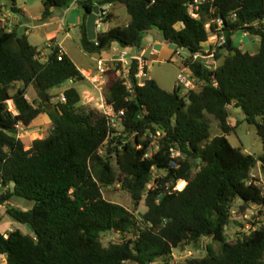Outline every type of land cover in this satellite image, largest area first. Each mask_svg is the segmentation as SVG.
I'll return each mask as SVG.
<instances>
[{"label": "trees", "instance_id": "trees-1", "mask_svg": "<svg viewBox=\"0 0 264 264\" xmlns=\"http://www.w3.org/2000/svg\"><path fill=\"white\" fill-rule=\"evenodd\" d=\"M10 1L11 8L0 3V18L8 8L25 16L17 0ZM74 1L43 0V21L68 10ZM194 1L85 0L78 4L83 11L80 44L89 57L100 56L114 45L141 52L155 28L175 52L184 47L190 53L202 50L215 31V26L207 28L208 22L223 18L231 32L219 50L221 64L216 72L200 63L190 65L203 83L198 91L186 95L179 89L165 91L153 79L139 85L136 60L132 92L115 72L109 73L107 102L116 112L125 111L126 144L122 136L109 140L108 117L81 103L75 85L86 78L68 55L52 47L46 61H40L42 51L26 35L19 37V27L8 31L0 20V207L32 229L28 234L12 231L8 239L0 232V258H6V264H174L175 251L199 245L205 238L221 244V250L209 246L206 257L183 264H264V225L250 234L238 233L233 240L227 238L228 227L237 222L232 214L238 201V214L264 204L262 189L249 185L257 169L264 178V154L251 156L228 141L240 124H230L231 110L237 109L264 142V0H209L200 20L188 15ZM108 5L124 6L131 21L99 32L97 41L91 42L88 16L96 6ZM232 13L235 22L229 20ZM112 18L109 14L107 22ZM240 31L259 39L257 54L235 47L232 38ZM69 82H73L70 89L54 92ZM30 87L39 97L47 93L49 102L29 101ZM63 93L66 103L53 104ZM9 101L17 116L9 111ZM44 115L52 121V132L27 150L17 138V126L29 129ZM208 116L220 125L221 135L215 138ZM150 131L166 136L160 140V151L145 158L150 140L144 135ZM106 146V153H100ZM173 148L183 154L179 170L170 167ZM114 161L121 171L122 188L136 205L144 200L147 210L141 218L104 197V189L119 182ZM154 170L167 174L160 175L155 189L149 190ZM13 199L34 206L25 211L10 205ZM108 233L120 234L122 242L104 246L102 235Z\"/></svg>", "mask_w": 264, "mask_h": 264}, {"label": "rangeland", "instance_id": "rangeland-1", "mask_svg": "<svg viewBox=\"0 0 264 264\" xmlns=\"http://www.w3.org/2000/svg\"><path fill=\"white\" fill-rule=\"evenodd\" d=\"M10 0H0V3L4 6H8ZM43 0H24V9L26 10V15L21 16L19 14L13 13L10 11L11 16L14 20H18L21 23H24L25 19H28L31 21V23L28 24V28L32 31L30 36V42L33 46H36L39 48V50L42 51L44 55H41L40 61L45 62L47 59L48 54L50 53V49H48V34L57 32L58 28L61 27L63 30L58 33L59 40H63L66 36V32L71 33V39L67 41V47L70 48V53L74 57L75 61L78 64H84L88 63L91 64L93 61L91 60L88 55L84 53L82 50L80 39H79V31L78 27L82 23L83 18V11L78 7V5L71 6L68 10H59L57 11L53 17L47 21H43ZM121 10H123V15L121 19L118 22H107L104 24L103 29L100 30L104 31L113 25H121L126 26V18H129L125 7H120ZM49 23V26H46V24ZM13 29V26L11 25L8 29ZM99 32V31H98ZM152 34H158L161 41H163V37L161 34V31L159 29H153L151 31ZM233 42L236 48H239L243 51L248 52H255L257 53L259 51V46L256 44H253L252 41L248 37H244V33L242 31L238 32L233 36ZM174 48V47H172ZM100 58V56H95L94 59L97 60ZM94 64V62L92 63ZM180 72V61L178 59H172L170 61H167L165 63H152L151 64V75L153 79L158 83V85L165 91H173L175 88L176 80L178 79V74ZM70 86V83H66L64 86H61L60 88L56 89L54 92L64 91L66 88ZM76 88L79 90V92L82 94V104L86 105V107L90 106L89 108L93 107L94 104H88L90 98L87 91H91L85 87L83 83H79L75 85ZM18 85L15 87L17 88ZM15 90H13L14 92ZM186 95V93H184ZM31 101V97H29ZM36 99H39L38 94H36ZM53 104L59 103V98H55L52 101ZM9 105V103H8ZM14 106V104L12 103ZM10 107V105H9ZM208 120L211 123L212 130L211 134L212 137L215 138L219 135H221V129L218 121L215 120L214 117L208 116ZM51 119L48 115H44V117H41L38 121H34L31 128H29L27 131L23 133V137L21 140L25 143V148L28 150L30 146L33 144V142L36 140H43L50 136L52 132V123ZM238 123L239 126L237 130L232 133L228 137V141L236 148H242L246 153L250 154L251 156L259 157L264 154V142L263 139L258 134V129L249 123L245 121V116L241 112V110L232 109L231 110V118H230V124L236 126ZM125 137V136H122ZM106 147L101 148L102 154L106 153ZM115 168L118 171L119 176V182L111 188L104 189V197L107 201L116 203L122 206L127 207L131 211H135L136 214L141 218L143 214L146 212V207L144 200L136 205L132 199L131 195L128 191L124 190L122 188V176L121 171L119 170L116 161H114ZM156 173V172H155ZM158 175V173H156ZM254 174L257 176H262L259 169L254 171ZM163 175V172L159 173L158 176ZM10 205L15 206L17 208H20L22 210H30L33 208V202H28L25 200L20 199H13L10 202ZM235 210L238 211L239 206L241 205V202L238 201L235 204ZM259 221H256L255 224H259L258 228L262 225H264V212H262L259 215ZM234 221V219H233ZM15 230H21L22 232L28 234L32 232V229L29 225H22L15 220L11 219L8 216L7 210L5 206L0 207V232L4 234H9L12 231ZM246 233L244 225L239 224V222H233L227 230V238L228 240H233L236 238V235L238 233ZM123 237L120 234L117 233H108L105 235H102V242L104 246H108L110 244L114 243H120L122 242ZM209 246L213 247V250L215 252H219L221 250V244L216 243L212 241L211 239L205 238L201 241V243L198 245H190L186 246L185 248H182L180 250H177L174 252V264H183L188 259L191 258H197L202 259L206 257L207 255V249ZM155 264H162L160 262H156Z\"/></svg>", "mask_w": 264, "mask_h": 264}, {"label": "built area", "instance_id": "built-area-1", "mask_svg": "<svg viewBox=\"0 0 264 264\" xmlns=\"http://www.w3.org/2000/svg\"><path fill=\"white\" fill-rule=\"evenodd\" d=\"M81 1L85 0H75L71 5H78ZM209 2V0H195L193 3L188 6V15L194 20H200L202 16V10L205 4ZM111 5L105 6L101 8V12L97 21V32L103 28L104 24L107 23L108 15L110 14L109 8ZM229 20L235 22L237 20L236 14L232 13L229 17ZM5 22V20H2ZM12 24H5L3 27L6 29L10 27ZM207 28L211 30L212 26H215V31L210 34L207 42L203 44L202 50L197 53H190L188 50L182 48H178L175 52L173 58L178 59L180 61V72L178 74V79L176 80L175 89H179L182 93H190L192 91H198L202 88L203 83L197 79L192 72L190 65L200 63L204 67L207 68L210 72L214 73L218 70L221 62L218 60V53L220 48L224 47L227 44V27L225 20L223 18L207 23ZM11 31V29H8ZM230 31V30H229ZM244 33V37H251L252 35L249 32L242 31ZM52 47L59 48L60 53H64V47L61 43L55 41H51L48 44V49ZM150 50L151 57L158 54L157 50L153 45H150L148 51ZM148 51L142 50L138 55L129 56V53L124 52L120 54L115 60H106L103 58H98L95 60V71L91 72L89 76H84L92 86L93 90L97 93V95L89 94V102L88 104H94V108L98 109L100 112L105 114L108 117L110 136L109 140H112L115 137H124V143L126 144L129 139L126 138L124 132V118L126 116L125 111L116 112L114 108L108 104V100L106 97V88L108 84V77L110 72H115L117 78H119L123 84L127 87V89L132 92L133 91V61L136 60L138 62V74L136 78L139 85L144 84L146 81L151 79L150 76V66L151 61L147 60L145 56ZM42 55H44L42 53ZM214 86L217 87L218 84L214 82ZM185 95V94H184ZM59 102L62 104L66 103L65 93L61 94L59 98ZM10 107L9 111L17 116L18 113L15 107L12 105L13 101L8 102ZM231 109V107H229ZM24 125L19 124L17 126V138L21 140L23 137V133L27 131ZM137 134L131 135V139L134 138ZM166 134L163 132L154 133L152 131L146 133L144 138L146 140H150L149 149L145 155V158H151L154 154H157L160 151V140L165 137ZM141 148V147H140ZM138 148V149H140ZM182 151L179 148H173L170 152V167L173 169H180L179 159L183 158ZM102 153V150H100ZM154 170V175L152 176V182L148 186V189H155L156 187V179L159 177ZM167 173L163 171V175L165 176ZM255 184L262 189L264 196V178L262 176H257L254 172L251 174V180H249V185ZM264 212V204L263 205H252L250 209L246 211L244 214H238V211L234 210L232 214V220L238 221L239 224L244 225L248 234L257 230L259 224H255L256 221H259V215ZM8 239L7 234H5ZM174 256V255H173ZM6 262L5 258H0V264H4Z\"/></svg>", "mask_w": 264, "mask_h": 264}, {"label": "crops", "instance_id": "crops-1", "mask_svg": "<svg viewBox=\"0 0 264 264\" xmlns=\"http://www.w3.org/2000/svg\"><path fill=\"white\" fill-rule=\"evenodd\" d=\"M17 3H18V7L21 9V10H23L24 11V13H25V15L27 14L26 13V10L24 9V7H23V5H24V0H17ZM120 7H124V6H122V5H117V6H115V5H112V6H110V8H109V11H110V14L112 15V17H113V21L112 22H118L120 19H121V17H122V15H123V10H121L120 9ZM0 20H1V22H2V20H5V22H2V25H5V24H12V26H13V28H14V26H18L19 27V29L21 30V28H25V34L24 35H26L27 37H28V40H29V42H30V36H31V33H32V31L27 27L28 26V24H26V23H24V25L23 26H21L20 24H21V22L20 21H18V20H14L13 18H12V16H11V13H10V11H8V10H5L4 11V14H3V16L0 18ZM131 21V18L129 17V18H126V26L129 24V22ZM82 23H83V18H82ZM82 23H81V25H82ZM50 24L49 23H47L46 24V26H49ZM81 25L78 27V31H79V39H80V28H81ZM114 26V25H113ZM112 26V27H113ZM115 26H121V25H115ZM114 26V27H115ZM112 27H110V28H108V29H106V30H104V31H101V32H105V31H108L109 29H111ZM103 29V28H102ZM11 30H12V28H11ZM63 29L61 28V27H59L58 28V30H57V32H55V33H50V34H48V38H47V40H48V44L51 42V41H57V42H59V43H61L62 45H63V47H64V54H66V55H68L71 59H72V61L75 63V65L81 70V72L84 74L83 76H89V74L91 73V72H94L95 71V59H94V57H90L91 58V60L94 62V64H88V63H84V64H78L76 61H75V59H74V57L71 55V53H70V48L69 47H67V41L69 40V39H71V33L70 32H66V36L64 37V39L63 40H59V35H58V33L60 32V31H62ZM101 30V29H100ZM100 30H99V32H100ZM98 32V33H99ZM251 41H252V43L253 44H256V45H260V41H259V39L258 38H256V36H251V37H248ZM31 43V42H30ZM150 45H153L154 46V48L157 50V52H158V54L157 55H155V56H153V57H151V56H149L150 55V50L148 51V48H149V46ZM48 46V45H47ZM173 46L172 45H170L169 43H167V42H165L164 40L163 41H161V39H160V37L158 36V34H152L151 32L148 34V36L145 38V40H144V46H143V49L142 50H147L148 51V53H147V55L145 56V58L147 59V60H149V61H151V64L152 63H156V62H159V63H165V62H167V61H170V60H172V59H174L173 58V56H174V54H175V48H172ZM83 50V49H82ZM124 52H127V53H129V56H132V55H138V54H140V52L138 51V50H136L135 48H132V49H124V48H122L121 46H119V45H114L113 46V48H111L110 50H108V51H106V52H104V53H102L101 55H100V57L101 58H103V59H106V60H115L120 54H122V53H124ZM259 52V51H258ZM257 52V53H258ZM252 54H257V53H255V52H251ZM86 54V53H85ZM87 55V54H86ZM89 57V56H88ZM150 68V76H151V79H153V77H152V75H151V66L149 67ZM154 80V79H153ZM70 83V86L68 87V88H66L63 92H65L66 90H68V89H70L72 86H73V82H69ZM84 85H85V87H87V89H89V90H91V91H87L88 93H91V94H93V95H97V93L93 90V86L89 83V82H87V80H86V82H84L83 83ZM161 88V87H160ZM175 89V88H174ZM169 92H172V91H169ZM36 94H37V92H36V90L33 88V87H30L29 89H28V96H27V98H28V100L29 101H31V99L29 98V97H31L32 99H34L35 97H36ZM42 117H44V116H42ZM232 125V124H231ZM232 126H234V125H232ZM5 260H6V258H5ZM6 262H7V260H6ZM6 262H4V264H6Z\"/></svg>", "mask_w": 264, "mask_h": 264}, {"label": "water", "instance_id": "water-1", "mask_svg": "<svg viewBox=\"0 0 264 264\" xmlns=\"http://www.w3.org/2000/svg\"><path fill=\"white\" fill-rule=\"evenodd\" d=\"M13 6V3L10 2L8 7L11 8ZM100 12H101V8L99 6H96L92 12L91 15L88 16V20H87V34H88V38H89V41L91 42H95L97 41L98 39V32H97V21H98V18H99V15H100ZM24 23L26 24H29L31 23L30 20L28 19H25L24 20ZM230 31L228 30L227 31V35L226 36H229L230 35ZM25 34V28H21L20 30V33H19V37L22 38L23 35ZM48 94L47 93H43L40 95L39 99L41 101H43L44 103H48L49 102V99H48ZM53 108V105H50L48 107V109H52ZM30 226V225H29Z\"/></svg>", "mask_w": 264, "mask_h": 264}]
</instances>
